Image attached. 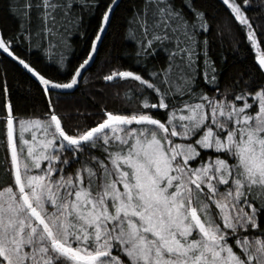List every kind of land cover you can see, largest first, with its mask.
Segmentation results:
<instances>
[{"label":"snow or ice","instance_id":"1","mask_svg":"<svg viewBox=\"0 0 264 264\" xmlns=\"http://www.w3.org/2000/svg\"><path fill=\"white\" fill-rule=\"evenodd\" d=\"M222 4L255 51L247 79L221 90L211 18L195 0H143L126 26L136 68L102 76L137 82L128 97L136 107H103L97 121L69 131L72 113L57 111L53 93L79 84L120 0H9L21 22L12 36L0 27V51L38 80L49 110L18 119L10 89L0 86L10 155L0 185V264H264V37L248 14L253 0ZM77 5L95 18L91 34ZM255 6L264 15V0ZM73 32L85 47L67 71L61 54L56 71L65 79L17 51L38 39V48L47 41L45 51L65 52ZM160 54L163 63L149 66Z\"/></svg>","mask_w":264,"mask_h":264},{"label":"trees","instance_id":"2","mask_svg":"<svg viewBox=\"0 0 264 264\" xmlns=\"http://www.w3.org/2000/svg\"><path fill=\"white\" fill-rule=\"evenodd\" d=\"M142 3L143 0H120V7L116 10L113 27L104 35L94 62L82 70L79 84L73 89L54 91L53 102H56L55 92H60L57 111L61 114L72 113L70 119L65 117V126L69 131L77 121L81 124L84 122L92 124L97 121L103 107L112 111H127L136 107L137 102L129 101L128 97L131 94L130 90H135L137 87V82L131 80L106 82L102 76L118 66L136 68L134 59L136 45L132 40L126 39V26L133 8L141 6ZM176 3L180 5L181 0H176ZM195 3L201 9L206 10L211 18V28L207 33V38L210 42V55L222 69L219 81L221 90L230 84L233 78L241 74H244L247 79L256 62L255 51L247 41L243 28L229 20L228 10L222 4V0H195ZM256 3L257 0H253L254 6L248 14L254 17L255 23L259 25L258 32L261 37H264V15L260 14V9L255 6ZM8 6L9 0H0V27L3 28L7 36H12L17 34L21 21L18 16L9 12ZM76 10L83 18L86 30L91 34V26L95 24L94 16L79 5ZM185 11L188 10L185 9ZM188 15L190 16L191 13L188 12ZM229 26H231V32L227 30ZM33 27H35V22H33ZM68 40L71 47L65 52L56 48L45 51L47 41H43L45 48H38L35 46L41 43L38 39L33 41L31 46L29 41H25L17 48V51L46 75L65 79L62 74L58 76L56 71L59 67L57 61L61 54L66 58L63 71H67L69 66L74 68L81 62L85 47L82 38L77 33L73 32L69 35ZM164 59L163 54L151 57L148 62L149 66H159ZM4 83L10 89L8 98L14 105V114L18 119L43 117L44 113L49 110L48 98L43 94L38 80L17 61L0 51V86ZM201 85L203 86L202 79ZM207 91L212 94L214 89L209 87ZM4 99V94L0 91V185L4 182V171L8 167L7 161L10 160V155L6 152L4 136ZM177 99L180 98L177 97ZM77 109L85 115L78 116ZM37 136L39 138V132ZM26 137L30 140L31 132L26 133ZM75 167L76 165H73V169Z\"/></svg>","mask_w":264,"mask_h":264},{"label":"rangeland","instance_id":"3","mask_svg":"<svg viewBox=\"0 0 264 264\" xmlns=\"http://www.w3.org/2000/svg\"><path fill=\"white\" fill-rule=\"evenodd\" d=\"M38 133V132H37Z\"/></svg>","mask_w":264,"mask_h":264}]
</instances>
